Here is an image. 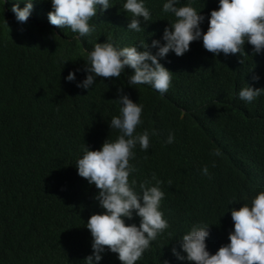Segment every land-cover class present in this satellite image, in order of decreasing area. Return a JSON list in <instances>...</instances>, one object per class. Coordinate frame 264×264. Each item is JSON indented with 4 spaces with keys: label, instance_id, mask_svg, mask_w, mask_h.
I'll return each mask as SVG.
<instances>
[{
    "label": "trees",
    "instance_id": "1",
    "mask_svg": "<svg viewBox=\"0 0 264 264\" xmlns=\"http://www.w3.org/2000/svg\"><path fill=\"white\" fill-rule=\"evenodd\" d=\"M26 2L0 0V264H85L93 254L86 224L105 210L95 199L99 190L78 175L76 164L86 146L99 150L120 135L110 121L120 115L121 87L143 105L136 132L147 130L150 138L147 151L139 144L133 150L136 171L129 181L136 180L138 193L145 181L155 186L153 173L162 181L160 210L169 224L136 264H188L171 249L184 255L179 240L193 226H209L211 254L228 244L231 209L250 206L264 191V94L251 103L239 98L247 85L264 88V51L254 54L246 42L247 54L214 56L201 38L182 56L170 52L160 59L173 72L163 95L150 85L130 86V68L119 79L96 77L84 89L77 84L88 75L84 68L96 43L138 50L141 42L165 43L164 29L176 20L163 12L167 0H144L151 19L142 21L140 32L127 29L126 0H109V9L98 6L89 22L94 30L84 37L50 24L51 0H32L29 19L18 22L11 8ZM187 5L205 17L200 27L206 32L219 0H180L177 6ZM70 71L75 81H67ZM170 133L175 139L167 144ZM217 148L222 155L212 154ZM205 165L211 178L202 174ZM125 222L139 226L140 218L134 213ZM99 264L121 262L106 249Z\"/></svg>",
    "mask_w": 264,
    "mask_h": 264
},
{
    "label": "clouds",
    "instance_id": "2",
    "mask_svg": "<svg viewBox=\"0 0 264 264\" xmlns=\"http://www.w3.org/2000/svg\"><path fill=\"white\" fill-rule=\"evenodd\" d=\"M51 3L53 11L48 13L50 24L61 29L69 28L79 37L94 30L89 22L97 16L98 6L101 11L111 7L109 0H51ZM179 3L180 0H167L163 4V12L172 13L176 18L171 26L164 29L165 43L153 40L149 46L141 42L139 47L143 50H138L137 46L119 48L111 41L96 43L85 64L84 71L88 75L77 87L90 89L96 83V77L119 79L125 69L130 68L133 70L128 76L130 86L150 85L163 95L171 86L173 72L164 67L160 59L170 52L182 56L190 50L192 42L201 38L205 50L214 56L221 53L225 56L247 54L244 51L246 42L252 45L254 54L264 51V0H219L218 9L210 13L206 32L200 27L205 17L191 5L178 7ZM123 8L132 17L128 30L140 32L142 21L151 19L144 0H126ZM32 9V0H27L24 8L16 3L11 11L18 22L25 23ZM150 47L158 51L153 54ZM240 63H243L242 59ZM66 79L75 81V71H70ZM252 79L258 81L259 76L254 75ZM117 93L119 98L116 100L122 107L120 115L111 118L110 129L118 130L120 135L114 142L106 139L99 150H89L86 146L76 164L78 175L99 190L95 199L105 210L103 214L91 215L87 221L86 227L93 238V254L84 259L85 264H99L106 249L118 254L121 264H136L150 248L151 242L169 228L160 210L165 196L160 188L162 181L157 180L153 173L155 186H146L150 182L145 181L139 185V193L135 190L136 180L129 181L130 174L136 171L130 163L135 156L133 150L139 144L142 150L147 151L150 138L147 130L136 132L142 124L143 105L123 94L122 87L117 89ZM262 94L264 88L247 85L240 89L239 98L251 103ZM156 134L153 131L152 135ZM174 139L170 133L165 143L171 144ZM212 154L222 155L218 148ZM201 171L211 178L207 165ZM234 203L230 202V205ZM134 213L140 218L139 226L125 222L133 219ZM231 218L234 230L229 233L230 242L222 245L215 254L207 248L209 226H193L179 240L184 255L176 247H172V255L188 264H264V191L253 198L250 206L243 204L238 209L232 208ZM163 264L169 262L164 261Z\"/></svg>",
    "mask_w": 264,
    "mask_h": 264
}]
</instances>
